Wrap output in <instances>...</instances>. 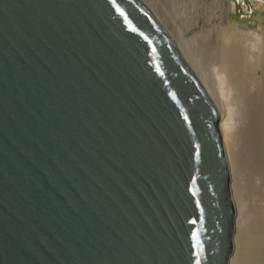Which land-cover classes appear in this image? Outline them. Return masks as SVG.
I'll return each mask as SVG.
<instances>
[{
	"label": "water",
	"instance_id": "1",
	"mask_svg": "<svg viewBox=\"0 0 264 264\" xmlns=\"http://www.w3.org/2000/svg\"><path fill=\"white\" fill-rule=\"evenodd\" d=\"M229 117L153 0H0V264H233Z\"/></svg>",
	"mask_w": 264,
	"mask_h": 264
},
{
	"label": "bare ground",
	"instance_id": "2",
	"mask_svg": "<svg viewBox=\"0 0 264 264\" xmlns=\"http://www.w3.org/2000/svg\"><path fill=\"white\" fill-rule=\"evenodd\" d=\"M196 2L198 3V0L193 1L197 4ZM195 11L196 14L193 13L190 17L191 23L189 20L188 23L186 20L185 22L187 30L193 36L200 33L202 42H197L200 47L195 48L189 43L190 40L185 38L184 40L197 52L201 63L214 79L230 109L226 136L238 169L239 202L243 219L238 237L239 252L233 264H264V112L260 110L261 102L264 100V45L258 48L255 56L254 49L251 51L244 47V33L237 26H233L229 33L226 30L216 31L215 29L224 28L221 15L210 19L206 6ZM184 15L187 18L190 16L187 13ZM205 27L208 32L203 31ZM201 28L203 29L200 30ZM257 39L261 41L260 37ZM258 176L261 181L259 184ZM248 180H251V189L252 186L256 187L254 192L257 191L259 194V203L253 210H247L243 201ZM262 188L263 192L260 194ZM248 189L250 191V188ZM249 220L251 222L248 228L245 223L248 225Z\"/></svg>",
	"mask_w": 264,
	"mask_h": 264
},
{
	"label": "rangeland",
	"instance_id": "3",
	"mask_svg": "<svg viewBox=\"0 0 264 264\" xmlns=\"http://www.w3.org/2000/svg\"><path fill=\"white\" fill-rule=\"evenodd\" d=\"M153 1L159 7V9L164 13V15L168 18V20L170 22L173 21L172 24L175 23L173 24L174 27L176 29L177 27H179L177 30L181 32V35L183 34L182 35L183 38H185L186 40H190L191 42L189 43L193 44L192 46H194L195 48L199 46L197 42H202V38H201L202 36L200 35V33H199L200 37L199 35L193 36L191 32L187 30V23H188L187 21L188 20L190 21V17L193 15V13L196 14V11L194 12L195 9L199 10L203 6H206L208 8L207 15L210 16V19L216 16L217 17L218 16L220 17V15L222 16V19L224 21V28L215 29L216 31L226 30V32L229 33V31H231L233 26H237L239 30L242 33H244V38H243L245 40V41L243 40L244 47H246V49L249 48L251 51H253L254 49L255 51H253V54L255 53V56L259 51L258 48H261L264 45L263 43L264 42V3H259L258 1L253 0L252 5L254 9L251 12H249L246 9V7L243 5L241 0H239L238 3L237 2L234 3L232 0H198V3L196 2L198 5L193 3V1H196V0H176L177 2H175V0L174 2H172L171 0L169 1L168 0H153ZM160 6H162L163 8ZM177 8L179 11H177ZM163 9H165V11ZM172 11L174 14L172 13ZM186 13L190 15L188 18L186 15H184ZM183 16L185 19H183ZM204 17H207V16L204 15ZM169 18H171V20ZM185 20L187 23L185 22ZM202 29L203 28H201L200 30ZM203 31L208 32L209 30L207 31L205 27ZM186 33L188 34L186 35ZM259 37L261 38V41L257 39ZM260 110L264 112V100L261 102ZM259 177L260 176H258V179ZM259 182L261 183L260 179L258 180V184ZM252 183L257 184L256 182H252ZM248 188H250V191ZM254 188L256 189V187L252 186V189H251V180L248 182V186L246 183V188H245V192L243 195V201L246 205L247 210H250V209L253 210L254 208L257 207L259 203L258 202L259 194L257 193V191L254 192L255 191ZM262 192H263V188L260 194H262ZM254 193L256 194L254 196H251V194L253 195ZM245 218H248V217L245 216ZM250 222L251 221L249 220L248 225L245 223V225L248 226V228H249Z\"/></svg>",
	"mask_w": 264,
	"mask_h": 264
}]
</instances>
